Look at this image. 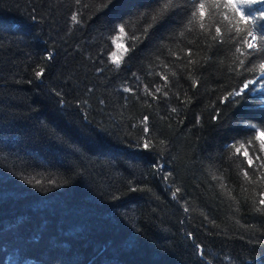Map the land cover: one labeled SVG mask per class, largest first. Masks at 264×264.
<instances>
[{"label":"trees","instance_id":"16d2710c","mask_svg":"<svg viewBox=\"0 0 264 264\" xmlns=\"http://www.w3.org/2000/svg\"><path fill=\"white\" fill-rule=\"evenodd\" d=\"M213 2L0 0V264H264V52Z\"/></svg>","mask_w":264,"mask_h":264},{"label":"snow or ice","instance_id":"6c2138e0","mask_svg":"<svg viewBox=\"0 0 264 264\" xmlns=\"http://www.w3.org/2000/svg\"><path fill=\"white\" fill-rule=\"evenodd\" d=\"M79 3V0H77ZM260 3L264 6V0H214L212 7L216 9H220L223 7L224 9H228L233 14V17L236 18L237 25H244V28L236 27V32H246V36L244 37L243 43L246 45L247 49L251 50L249 55L253 53L264 52V11H260L259 15L257 16L255 11H249L254 4ZM172 0H158L157 6L153 9L155 15H152L151 19L153 21H159L164 18V16L168 13L171 9ZM248 9V10H246ZM198 14V16H197ZM209 14V10L206 9L205 2H198L196 10L191 13L192 18L198 19L200 21V27L204 28V23L202 22L206 16ZM148 15V13H141V17ZM221 15L224 19H230L227 12H221ZM73 22H78L77 16L73 15L71 17ZM152 25L149 24V27ZM119 33L123 36L126 35L124 25L118 26ZM217 34L221 32L219 27L216 28ZM132 39H137V37L133 36ZM115 43V41H113ZM116 47L123 48L124 53H127L128 48L124 47L122 44H117ZM237 52H240L241 49L237 48ZM191 53L189 52V55ZM111 63L116 65L117 67L120 66L123 56L121 55L118 57L115 52L111 53ZM243 64V61H241ZM258 69L261 73V76L264 77V61L260 62L258 65ZM256 70V66L254 65L253 68H249L248 71ZM42 75V71L37 72L36 76L40 77ZM165 81H167V76L162 77ZM255 81H249L248 84L244 85V88L247 89L249 84H254ZM124 91H131V89L125 88ZM157 92L160 91L159 88L156 89ZM229 95H232L231 93ZM236 95H240V93H236ZM147 119V118H145ZM252 128H256V125H251ZM147 131V128H145ZM254 141H259L260 149H264V129L256 128V132L254 135ZM253 141H250L251 144ZM145 147H148L145 144ZM244 145H241L243 148ZM241 148H236V152L239 153ZM243 155L247 158V165L249 168L254 167L253 157L249 155L247 149L243 152ZM256 160H260L259 156L255 157ZM261 167H264V164H261ZM244 176L248 177V172L243 173ZM264 195V194H262ZM261 205H264V199L259 201Z\"/></svg>","mask_w":264,"mask_h":264},{"label":"rangeland","instance_id":"374dc122","mask_svg":"<svg viewBox=\"0 0 264 264\" xmlns=\"http://www.w3.org/2000/svg\"><path fill=\"white\" fill-rule=\"evenodd\" d=\"M113 41H115V43H113V48H114L115 50H117V51L120 50L121 48L118 49V48L116 47L117 44H120L119 41H116L115 39H114ZM259 76L262 77L261 74H260Z\"/></svg>","mask_w":264,"mask_h":264}]
</instances>
